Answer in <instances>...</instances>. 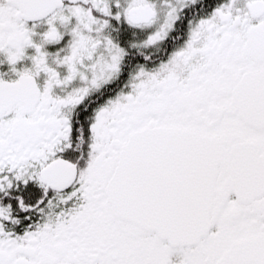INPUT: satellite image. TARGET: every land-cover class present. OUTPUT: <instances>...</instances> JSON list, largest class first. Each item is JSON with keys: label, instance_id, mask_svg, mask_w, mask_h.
<instances>
[{"label": "snow or ice", "instance_id": "obj_1", "mask_svg": "<svg viewBox=\"0 0 264 264\" xmlns=\"http://www.w3.org/2000/svg\"><path fill=\"white\" fill-rule=\"evenodd\" d=\"M0 264H264V0H0Z\"/></svg>", "mask_w": 264, "mask_h": 264}]
</instances>
